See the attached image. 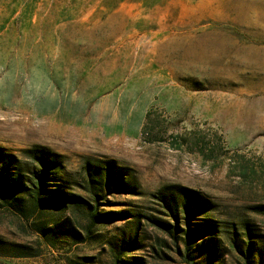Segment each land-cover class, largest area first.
Segmentation results:
<instances>
[{
  "label": "rangeland",
  "instance_id": "374dc122",
  "mask_svg": "<svg viewBox=\"0 0 264 264\" xmlns=\"http://www.w3.org/2000/svg\"><path fill=\"white\" fill-rule=\"evenodd\" d=\"M34 144L60 153L74 178L86 159L113 160L136 188H113L101 207L131 216L51 246L2 205L0 264H111L108 242L135 226L127 254L187 264L149 255L158 232L146 215L162 216L152 194L165 184L218 203L237 240L241 219L264 233L250 208L264 202V0H0V150L22 157ZM12 242L40 253L6 255ZM254 245L264 264V234Z\"/></svg>",
  "mask_w": 264,
  "mask_h": 264
},
{
  "label": "trees",
  "instance_id": "16d2710c",
  "mask_svg": "<svg viewBox=\"0 0 264 264\" xmlns=\"http://www.w3.org/2000/svg\"><path fill=\"white\" fill-rule=\"evenodd\" d=\"M21 156L0 150V206H8L30 220L31 229L46 245L55 246L59 238L70 243L91 241L99 226L131 216L128 210H102L106 192H134L127 171L111 159H86L79 178L72 177L60 153L42 144L21 149ZM76 186L77 190L71 188ZM70 188V189H69ZM161 215L149 213L147 223L158 233L149 245L152 258L177 255L187 264H225L227 255L237 254L241 264H255L256 238L263 236L254 220L232 222L228 234L215 217L218 203L203 192L179 184H165L155 193ZM251 210L264 216V202L251 205ZM133 216V215H132ZM239 228V229H238ZM111 264H147L145 257L129 255L139 248L138 226L120 243L108 242ZM10 256H37L36 247L10 243ZM65 256L66 264H87L88 256ZM81 259V260H79Z\"/></svg>",
  "mask_w": 264,
  "mask_h": 264
},
{
  "label": "bare ground",
  "instance_id": "6f19581e",
  "mask_svg": "<svg viewBox=\"0 0 264 264\" xmlns=\"http://www.w3.org/2000/svg\"><path fill=\"white\" fill-rule=\"evenodd\" d=\"M244 1V0H243ZM247 5V4H246Z\"/></svg>",
  "mask_w": 264,
  "mask_h": 264
}]
</instances>
